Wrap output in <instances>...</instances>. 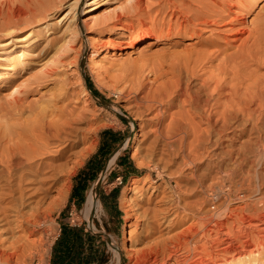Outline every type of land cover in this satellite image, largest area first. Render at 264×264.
Instances as JSON below:
<instances>
[{
    "label": "bare ground",
    "instance_id": "obj_1",
    "mask_svg": "<svg viewBox=\"0 0 264 264\" xmlns=\"http://www.w3.org/2000/svg\"><path fill=\"white\" fill-rule=\"evenodd\" d=\"M64 1L67 0H0V38L33 27L29 32L0 41V46H4L0 50V85L13 82L12 77L24 62L23 53L30 54L32 50H36L35 44L44 34L42 27L36 30L37 26L51 12L62 8ZM105 1L89 2L84 9L86 17L81 19L84 26L90 30L95 27L103 30L112 23V26H119L123 17L130 16L128 11L126 14L108 13L99 21L95 13ZM228 2L233 6L236 4L235 1ZM180 3L182 6V2L177 3V0H160L154 4L147 0H135L132 11H137V15L143 10L151 16L153 6H158L157 13L164 15L159 17L153 14L151 24L146 25V29L129 47L134 49L137 44L148 39L165 42L173 34L176 40L178 37L199 36L202 30H208L211 25L223 22L228 17L223 11L213 8L208 10V7L206 9L204 3L205 9L195 12L182 9L185 6L179 9ZM81 4L82 0L69 2L68 8L63 10L62 21L68 22L69 26L78 27V9ZM238 15L237 11V15L232 18H237ZM168 16L169 19H166ZM165 23H169L167 28L159 27V24ZM258 28L263 31L240 29L239 32L246 35L231 37L232 41L227 39L225 43L209 38V44L207 42L197 48L188 46L179 53L157 55L154 66L149 69L153 77L147 71L145 74L149 60L148 64H144V61L141 67L137 65L136 75L127 77V85L119 89V97L128 102L125 104L126 108L134 115L132 129L139 127L140 134L152 135L153 143L161 150V155L155 162L154 158L150 159L153 147L151 150L148 148L151 154L147 151L150 157L147 155L146 159L149 160L137 161L139 165L151 168L143 178L144 184L149 183V186L156 189L162 187L159 192L161 196L154 198L157 200L155 205L146 209L147 212L152 211L153 223L162 225L171 221L168 216L172 212H178L180 202L173 201L178 193H186L193 188H198L201 192L197 196L194 194V200L181 203L183 210H195L193 212L198 217L187 228L191 230L187 232L188 237L183 234V239L187 238L184 243H178L177 238L178 244L171 245L169 242L172 240L169 241L167 237L160 239L163 251L166 249L165 253H169L162 259L159 258L165 255L163 252L158 258H148V251L154 249L149 250L145 245L140 249L134 242L131 246L126 244L138 261H145V264H174L169 259L177 257L181 264L260 263L261 258L257 254L264 247V73L260 72L264 65V27ZM16 40L21 41L20 46L26 43L29 46L13 53L8 63L4 64L1 60L8 59L7 54H12L6 46ZM234 41L237 43H232ZM120 47L118 48L121 49ZM108 52L110 50L107 48L106 53ZM99 54L100 51H92L88 58L90 60L93 55ZM21 84L24 88L15 87L8 95L10 98H6L0 105V264H33L35 253H38L35 249L39 229L34 225L40 222L39 204L50 196L53 187L62 180L64 171H67L68 166H64L69 162L66 161L68 156L65 157L69 150L67 146L84 129L81 121L86 118L82 110L77 112L72 107L68 109L69 104H73L69 102L65 103L68 105L64 108L53 101L54 105H50L51 101L35 107L25 104V92L29 89V84ZM136 118H141V121L137 123ZM134 134L136 136L139 133ZM84 146L80 151L88 149ZM56 154H61L59 158L66 159L61 161L55 158ZM115 158H109V166L114 164ZM163 162L166 167H174L168 170L166 176L160 170V163L163 165ZM154 171L158 173V178L153 179ZM140 179V175L134 177L130 190L122 195L127 216H131L132 210L131 192L144 187L140 185ZM190 180L194 182L190 183ZM62 184L55 189L61 190L64 186ZM255 190H258L259 195L257 201L245 202L240 208H232L229 203L224 202L226 198L240 199ZM40 195L42 196L37 199ZM97 199L96 191L89 193L86 202L88 212L97 207ZM34 200L36 207L29 206L33 211L29 217H25L22 206ZM129 224L124 227L125 240H133ZM201 227L209 229V232L203 234L206 237L204 240L197 237L198 234L202 236L198 233ZM255 230L258 238L253 237ZM5 233L11 235L5 236ZM176 235L180 238L179 234ZM151 245L154 248L153 243ZM167 249L171 251L168 252ZM181 249L183 251L179 252ZM156 253L153 251L151 254Z\"/></svg>",
    "mask_w": 264,
    "mask_h": 264
},
{
    "label": "rangeland",
    "instance_id": "obj_2",
    "mask_svg": "<svg viewBox=\"0 0 264 264\" xmlns=\"http://www.w3.org/2000/svg\"><path fill=\"white\" fill-rule=\"evenodd\" d=\"M71 1L73 0L64 1L62 8L57 11L55 10L51 12L48 17L41 20L36 30L42 27V29L44 30V34H42L38 39L39 42L35 44L36 50H32L30 54H26V52L23 53V56H25L24 62L22 63V66L17 69V74L12 77L13 82L11 84L0 85V105L6 100V98H10V96L8 95L12 91H14L15 87L20 86L21 88H24L21 84V82H24L29 84V89L25 92V104H31L32 107H35L43 105L45 104V102L47 103L48 101H51L50 105H54V102L59 105V107L61 105V107L64 108L68 105V103L66 105L65 103L69 102L73 104H69L70 106H68V109H71L70 107H72L77 112H80V110H82L84 112V115L86 116V118L84 117V119L81 121L84 129L81 130L82 132L79 131L77 138H72L69 144L70 146H67L69 150H67L65 157L67 158L68 156V158L66 159L64 157L61 159L59 158V155L61 154L55 155V158L60 159L61 161L63 159H66V161L69 160V162L65 161L67 165L65 164L64 166L68 167L67 171H64L65 176L63 174L61 177V179L64 180H61L58 184H56V186H60L63 182L65 183L62 184L64 186L61 190H57V188L55 189L56 186H54L50 196H48L46 199H43L41 204H39L40 211L38 210V213L40 215L38 216V220H40V222H37V224L34 225L37 229H39L37 233L38 237L36 236L37 245L35 249V252L38 251V253H35L36 255L33 264H50L52 247L60 229V218L62 217V210L68 204V198L76 177L80 173L86 171L88 162L91 160L92 156L98 148L101 132L107 127H112L115 130L125 131L127 139H130L127 150L130 151L131 156L141 173L140 185H144L141 190L131 192L132 196L130 198V207H132V210L130 211L131 216H127V212L126 210H124L125 208L122 203V195L125 191L130 190L129 187L133 185L134 177H130L126 180L124 179V182L120 180V183H117V185L121 186V195L118 202L120 209L122 210L123 217L120 231L117 233V235H115V238H112V241L111 238L105 235L103 238L106 242V247L111 254V258L108 264H145V261H140V259L138 261L135 257H133V252H131L132 249L126 246V244H128V246H131V243L133 244V242L135 245L138 244L137 247L139 248H144L145 245V248L148 247L149 250L154 249L152 251H148V258H150L151 256V258H153L154 256L158 258L163 254L165 255H163L159 259H162L163 257L166 258V255H168L169 253H165L167 252L166 249L165 251H163L162 245L159 244V242L161 241L160 239H165L167 237L166 239H168L169 241L172 240L171 242H169V244L172 243L171 245H174V243L175 245H177L180 242L181 244L184 243V240H186L187 238L183 239V237L185 236L183 234H186V237H188L187 234L191 232V230L187 228L190 224L193 223L194 219L198 217L193 212L195 210H183L182 204L186 200H194L197 196L196 194L201 192H199L198 188H193L191 190H187V194L185 193V191L178 193V196L179 194L180 196H176L173 201H175V203L180 202V204L178 212H172L168 216V219H170L171 221H166L162 225L153 223L151 216L152 211L148 210L147 212L146 209L152 208L155 205V202L157 200L154 198H159L161 196L159 192L161 190L160 188L162 187L159 186L158 189H156L154 186H149V183L144 184L143 178L149 173V170L151 168L147 165H139L137 161L142 159H145V161L149 160V158H146L149 156V154H151L152 151L153 154H151L150 159L154 158L153 161L155 162L161 155V150L156 143H153L152 135L140 134L139 127H136V129H132V118L134 115L130 113L131 110L126 108L125 104H127L128 102L119 97V89L127 85V77H133L136 75L137 67H141L144 61V64H146V62L148 64L149 60V65L146 67L144 66L146 70L143 68L145 70V74L147 71L148 75L153 77V75L151 74L152 72H149V69L154 66L157 55V57H159L160 54L168 55L173 54L174 52L179 53L188 48V46L197 48L199 46H202V44H207L209 38H214L217 41L219 40L218 42L220 43H225L224 41H226L227 39L231 40V37H238L240 35H242L243 37L244 35H246L242 34L243 32H239L240 29H256L258 31H263L258 27H264V0H231L236 2L234 6L228 2L229 0H223L224 2L222 0H177V3L182 2V6L181 3L178 4V7L180 5L179 9L185 6V8L182 9L195 12L198 9H207L208 7V10H211L213 8L214 10L219 12L223 11L222 13H225V15H228V17L223 20L224 23L222 21H219V23L211 25L208 30H202V33L199 36L195 35L180 38L178 37L176 40L175 34H173V36H171V38L165 42L158 41L156 39H148L137 44L136 48L134 49L129 46L133 44L135 39L139 37V35L146 29V25L151 24L150 19L154 17L153 14L159 15V17L161 15H164L162 13H157L158 6H153L151 8V16H149L148 13L146 14L145 11L143 12V10H140L138 12V15L142 12L140 16H138L137 11H132V4L135 3V0H106L97 9L95 13L96 19L101 21L106 15H109L108 13L114 15H116L117 13L126 14V11H128L127 13H130V16L123 17L122 22H120L119 24L117 23L119 26H112V23L111 26L105 27L103 30L99 27L91 28L90 30V28L83 25L81 19H84L86 17L84 15V9L87 7L91 0H82V4L78 9V19L80 20L78 27H75V25L69 26L68 22L62 21L61 16L63 15V10L68 8V4ZM147 1L154 4L160 0ZM205 2L208 3V6ZM203 3L205 5V8L203 6ZM229 5L231 6V8H229ZM229 9L230 11H228ZM237 11L239 15L237 18H234V20L232 17L237 15ZM115 18L116 16H114L113 19ZM166 19H169V16ZM225 21L227 23H225ZM164 25L159 24V27L167 28L169 26V23H165ZM30 30H33V27L23 29L17 32L15 35H21L25 31L29 32ZM15 35L0 38V41L12 39V37ZM20 42L21 41L16 40L13 42V44L6 46L9 52L12 51V54H7L8 57H6L8 59L1 60L4 64L8 63L9 58L14 55L13 53H18V51L24 49L25 46L26 48L29 46L28 43H26V45L24 46H20ZM209 43L210 42H208V44ZM232 43L237 42L234 41ZM119 46H121V49L118 48ZM2 48H4V46H0V50ZM107 48L110 50V52L108 53H106ZM96 50L100 51V54L98 56L93 55L89 60L88 57L90 53ZM166 52L168 53L166 54ZM146 57H149L150 59ZM153 59L154 61L152 62ZM150 64L152 65L150 66ZM260 72L264 73V65L260 69ZM89 82L93 83L95 88L98 90L97 92H94L90 88ZM54 95L55 97L53 98ZM132 98L133 97H131V99ZM136 119L137 120L135 121L137 123L138 121H141V118ZM135 132L139 133L136 134L137 137L134 134ZM149 140H151L153 144ZM148 143L150 145H148ZM84 145H86L88 149L80 151L85 147ZM122 145H124V143ZM151 147H153L154 149L151 150ZM148 148L151 151H149ZM156 149H159L160 151H156ZM147 151H149V154L147 153ZM81 152H83V154ZM135 152H137V155H134ZM162 164L163 165H161L160 163V170H162L161 172H163L166 176V173H168L170 169H173L174 167H166L165 162H163ZM188 170H190V168L186 169V171ZM152 174L153 179L158 178V173L156 171L152 172ZM112 175V172L106 173V177L102 179V181L104 180V182L101 184V186H99V190L97 188L96 181L91 183V185L89 186V190H91L90 192H92L93 190L96 191L98 198L97 201L99 203L101 190H105L106 192H108L114 186L113 184L110 185V182L113 180ZM160 181H162V183L164 184V181L161 178ZM192 182L194 181L190 180V183ZM152 183L155 185V182ZM89 190L87 192L88 196L90 193ZM245 193L247 194L248 192ZM183 194L185 195V197H183ZM41 196L42 195L37 197V199H39ZM258 196V190H255L253 193H249V195L242 197L243 199L232 197L223 200L225 203H229L232 208H240L245 204V202L252 203L255 199V201H257ZM31 200L33 199H28V201ZM35 201L36 200H34V202H28V205L26 202L24 207L22 206V209L24 208L23 211L25 217H29L30 212L33 211V209L29 206H35ZM86 202L85 205L83 204L80 209H75L73 212L69 213L68 220L71 223L85 224L86 229L93 230L94 232L99 231V229L105 232L104 228H99L96 225V221L101 222V220H104V214H106L105 207L101 205V203L100 205L98 203L97 207H95L94 210L88 212ZM20 217L22 219L25 218L24 216ZM128 224L132 229L130 233L133 240H125L126 234L124 233V227ZM15 230H17L16 227ZM207 231L209 232V229L207 227H201L198 233H201L202 238L198 236L199 234L197 235V237L203 240L206 239V237H203V234ZM17 232L18 231H16V234H18ZM5 234V236L11 235V233ZM176 234H179L180 238ZM253 234L254 238L259 237L256 230L255 232H253ZM169 236H171V238ZM177 238L179 239V241ZM155 240H157L158 243ZM150 243H153L154 248L150 247L152 246ZM167 250L168 252L171 251L169 249ZM153 251L154 253H157L155 255L151 254L153 253ZM182 251L183 249H181L179 252ZM257 257L261 258V260L259 261L260 263L258 264H264V247L260 249ZM176 258L177 257H172L171 259H169V261L174 262V264H181L180 258ZM228 263L229 262H226L224 264Z\"/></svg>",
    "mask_w": 264,
    "mask_h": 264
},
{
    "label": "crops",
    "instance_id": "obj_3",
    "mask_svg": "<svg viewBox=\"0 0 264 264\" xmlns=\"http://www.w3.org/2000/svg\"><path fill=\"white\" fill-rule=\"evenodd\" d=\"M123 143L124 145H122ZM129 143L130 139H127L124 130H115L112 127H107L101 132L98 148L88 162L86 171L80 173L76 177L68 198V204L62 210L60 229L52 247L50 264L109 263L111 254L106 247V242L103 238L104 235L111 238V241L112 238H115V235L120 231L123 217L118 202L121 195V186L117 185V183H120V180L124 182V179L126 180L130 177H136L141 174L130 151L127 150ZM114 156L116 157L115 162L113 165L109 166V162ZM107 172L113 173V180L110 182V185L113 184L114 186L108 192L101 190L99 201L101 205L105 207L106 214H104L103 221H96V225L99 228H104L105 232L100 229L99 231L94 232L93 230L86 229L85 224L71 223L68 220V214L75 209H80L82 205L85 204L87 192L91 183L96 181L99 190V186L104 182L102 179L106 177ZM66 226L83 228L84 244L82 245L83 252L80 258L68 254V248H66V246L62 247L65 243L64 240L61 244L59 242L60 235ZM72 253L74 254V251H72Z\"/></svg>",
    "mask_w": 264,
    "mask_h": 264
},
{
    "label": "trees",
    "instance_id": "obj_4",
    "mask_svg": "<svg viewBox=\"0 0 264 264\" xmlns=\"http://www.w3.org/2000/svg\"><path fill=\"white\" fill-rule=\"evenodd\" d=\"M90 83V82H89ZM90 88L94 91L97 92L98 90L95 88L93 83H90ZM83 228H73L70 226L64 227L62 234L60 235V244L65 241L63 246H66L68 248V254H72L73 257L80 258L83 252V247L82 245L84 244L83 242ZM74 251V254L72 253Z\"/></svg>",
    "mask_w": 264,
    "mask_h": 264
}]
</instances>
